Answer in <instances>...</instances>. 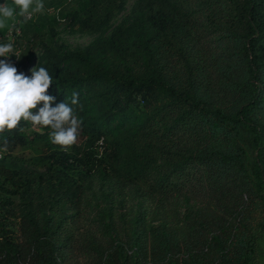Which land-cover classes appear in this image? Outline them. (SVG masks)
Instances as JSON below:
<instances>
[{
	"label": "trees",
	"instance_id": "16d2710c",
	"mask_svg": "<svg viewBox=\"0 0 264 264\" xmlns=\"http://www.w3.org/2000/svg\"><path fill=\"white\" fill-rule=\"evenodd\" d=\"M129 1L77 0L62 19L92 40L76 49L17 23L51 107L78 94L83 141L23 119L0 133V264H253L264 0Z\"/></svg>",
	"mask_w": 264,
	"mask_h": 264
},
{
	"label": "clouds",
	"instance_id": "9594fccd",
	"mask_svg": "<svg viewBox=\"0 0 264 264\" xmlns=\"http://www.w3.org/2000/svg\"><path fill=\"white\" fill-rule=\"evenodd\" d=\"M30 8L32 12H40L44 9V4L42 0H13L11 6L6 3L0 5V29L5 28L6 22L15 15L30 19L32 16ZM15 27L13 24L12 28ZM12 51L11 43L0 45V57H6L5 54ZM31 72V77H26L23 73L17 74L14 65L0 60V133L5 129L24 132L23 127L18 128L23 119L30 121L33 126L50 127L51 142L66 150L76 143L78 130L82 128V121L74 115L73 107L79 103L78 94L75 92L72 94L71 104L65 101L53 108L51 104L55 98L46 95L50 85L54 83L48 70L44 67H36ZM41 102L43 106L33 114L32 110ZM7 144L8 141L5 140L4 151H7Z\"/></svg>",
	"mask_w": 264,
	"mask_h": 264
},
{
	"label": "rangeland",
	"instance_id": "374dc122",
	"mask_svg": "<svg viewBox=\"0 0 264 264\" xmlns=\"http://www.w3.org/2000/svg\"><path fill=\"white\" fill-rule=\"evenodd\" d=\"M49 1L50 3H53L52 6H48ZM42 3L44 4V9L40 12H32V9L30 8V12H32L31 20H25V23L31 24L34 29H36L37 33L42 36L43 40L49 39V34L47 32V24H52L57 26L54 28V31L57 32V37L60 39L63 43H66L71 49L81 48L86 46L91 40L92 36L89 35H81L80 33H77L75 30H69L66 26V22L62 19V15L69 10L72 6L77 4V0H66L62 5H58L56 3V0H42ZM4 2L0 0V5H3ZM132 4V0L127 2L126 4V12L129 11ZM35 7V3L32 6ZM24 18L20 15H15L13 19H10L6 22V27L10 23L11 26L8 28V31L4 34V31L6 29H0V45L11 43L13 45V51L10 53H6V57H0V60H5L8 63H11L14 65L17 69V74L23 73L25 76H27L29 73H31V70L35 67V64L37 62V57L41 53L40 47H33L32 49H29V51L24 56V51L26 48L25 44V37L21 38V28L18 26L17 23L20 22V19ZM15 24V28H12V25ZM18 29V30H17ZM16 31L13 36V34H10V31ZM20 31V34H19ZM21 35V36H20ZM14 56L15 60L12 59ZM17 57L23 58L24 62V68L21 69L19 65V59L17 60ZM83 141L82 136H80L79 132L77 135V141L76 143H81ZM30 150L25 149V152L28 153ZM20 152V150L18 151ZM2 158V155L0 154V159ZM26 168L22 169V172L29 171L33 172L32 178L29 180L32 182L34 179H37L36 173H44V170L39 169L36 170L34 173V169L30 168L28 166H25ZM135 200L133 201H127L126 206L127 208L134 204ZM182 211V210H181ZM264 220V210H262V207L260 205L257 206V209L252 212V218L247 221V228L249 229V232H253L254 236L256 237V240L254 242V257H253V264H264V222L262 224V221Z\"/></svg>",
	"mask_w": 264,
	"mask_h": 264
},
{
	"label": "built area",
	"instance_id": "2783aa9c",
	"mask_svg": "<svg viewBox=\"0 0 264 264\" xmlns=\"http://www.w3.org/2000/svg\"><path fill=\"white\" fill-rule=\"evenodd\" d=\"M15 32H16V31L11 30V31H10V34L12 33L13 36H14ZM99 145H102V141L99 142Z\"/></svg>",
	"mask_w": 264,
	"mask_h": 264
}]
</instances>
